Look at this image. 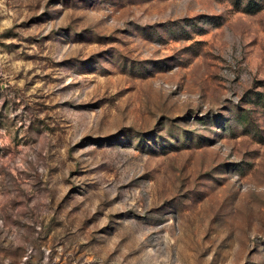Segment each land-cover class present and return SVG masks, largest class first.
Returning a JSON list of instances; mask_svg holds the SVG:
<instances>
[{
    "label": "rangeland",
    "instance_id": "obj_1",
    "mask_svg": "<svg viewBox=\"0 0 264 264\" xmlns=\"http://www.w3.org/2000/svg\"><path fill=\"white\" fill-rule=\"evenodd\" d=\"M0 264H264V0H0Z\"/></svg>",
    "mask_w": 264,
    "mask_h": 264
}]
</instances>
